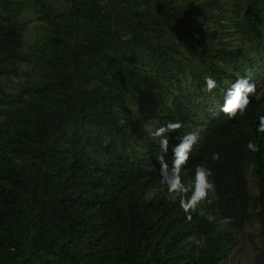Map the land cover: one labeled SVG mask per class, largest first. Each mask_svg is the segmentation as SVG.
I'll return each instance as SVG.
<instances>
[{"label":"trees","instance_id":"trees-1","mask_svg":"<svg viewBox=\"0 0 264 264\" xmlns=\"http://www.w3.org/2000/svg\"><path fill=\"white\" fill-rule=\"evenodd\" d=\"M31 20L39 38L26 46ZM263 55L264 0H0V76L32 67L12 92L0 84V264H227L228 217L257 221L244 236L264 264ZM249 75L258 99L229 119L226 91ZM141 118L151 130L182 122L169 164L199 122L182 177L212 169L219 199L201 207L214 221L188 222L160 184Z\"/></svg>","mask_w":264,"mask_h":264},{"label":"clouds","instance_id":"clouds-1","mask_svg":"<svg viewBox=\"0 0 264 264\" xmlns=\"http://www.w3.org/2000/svg\"><path fill=\"white\" fill-rule=\"evenodd\" d=\"M203 79L206 84V92H212L217 88V81L211 75H206ZM250 97L258 99L256 83L251 82L250 75L238 77L227 89L220 111L229 119L244 116L251 103ZM182 127V122L171 121L164 123L155 130L147 127L150 137L152 140L158 141L161 150L160 154L157 155V160L161 165L160 184L166 187L173 201L178 199L179 206L185 213L188 222L193 219L192 214L197 212L212 222L215 217L211 213H205L201 207L205 202L212 204L219 199L212 169L204 164H199L195 166L193 179L185 182L182 177V172L190 160L192 150L198 143L199 134L189 132L179 136L180 142L172 147L173 160L171 164L165 159L170 146L169 133L179 131ZM257 131L264 133V116L259 118ZM247 148L252 152L260 151V146L252 140L247 143ZM212 158L218 160L220 158L219 153H214ZM222 222L228 224L231 222V218H225Z\"/></svg>","mask_w":264,"mask_h":264},{"label":"rangeland","instance_id":"rangeland-1","mask_svg":"<svg viewBox=\"0 0 264 264\" xmlns=\"http://www.w3.org/2000/svg\"><path fill=\"white\" fill-rule=\"evenodd\" d=\"M243 2V0H238ZM239 8L240 4L233 3V7ZM241 8V7H240ZM234 9V8H233ZM229 12V11H228ZM231 12V11H230ZM26 18L33 17V13L29 9H25V12L23 14ZM231 15V13H229ZM232 16V15H231ZM233 17V16H232ZM200 16L196 17V22L199 21ZM236 16L234 17V19ZM36 20H31L29 22V28L25 35V41L26 46L31 45L36 42L37 38H39L38 31L39 29L35 26ZM234 34H230V38L228 41H231L232 43L238 42L237 37L233 36ZM264 59V55L262 57ZM255 59V58H254ZM23 69L20 70V75H3L0 76V84L3 88H5L8 92H12L14 88L18 85L19 82L23 81L24 78H26L24 75L28 72L30 73L32 67H30L29 64L23 63L22 64ZM258 71V72H257ZM256 74L258 76H263V73L259 70L255 69ZM203 118H205V115H202ZM151 126V123L148 119H140V127L142 130L146 131L147 127ZM192 128L194 132H197L199 134V122L195 120L192 124ZM200 136V135H199ZM247 181H248V189L251 192L256 191L255 186V179L253 175L251 174V168L247 167ZM222 226H226L230 228L235 235L236 243L232 247V251L229 255L227 264H253V246L252 243L244 236L245 231H255L258 227V223L254 218H251L250 220L246 221V223L242 227H233L228 224H224Z\"/></svg>","mask_w":264,"mask_h":264}]
</instances>
